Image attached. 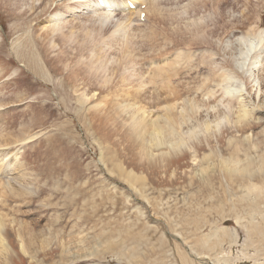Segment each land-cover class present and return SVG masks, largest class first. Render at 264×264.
<instances>
[{
	"label": "rangeland",
	"instance_id": "rangeland-1",
	"mask_svg": "<svg viewBox=\"0 0 264 264\" xmlns=\"http://www.w3.org/2000/svg\"><path fill=\"white\" fill-rule=\"evenodd\" d=\"M5 1L0 4V211L8 214V239L20 242L16 234L21 231L26 252L19 242L9 253L0 247V264H264L258 252L264 249V236L254 229L257 222L264 227L263 212L255 211L264 210V172L250 179L231 178L221 163L223 156L264 152V82L258 97L253 82L236 76L246 82L238 96L254 109L246 130L227 126L236 136L217 132L221 142L217 137L208 142L202 133L194 138L198 159L212 153V161H193V147L178 156L149 160L140 155L129 126L131 105L136 103L145 104L152 118L162 117L167 107L173 108L171 116L179 117L184 99L201 103L199 115L213 104L220 103L216 111L224 110L229 102L236 114L238 98L219 101L218 77L230 50L219 51L221 42L216 41L231 36L234 40L256 21L264 29V0H229L223 5L218 0H157L163 23L156 22L155 10H147V0L144 10L136 5L145 13L142 19L141 11H116L115 21L132 16L127 32L136 31L141 46L136 68L151 81L142 92L159 95L158 104L141 99L144 95L136 97L137 76L129 75L130 68L127 72L121 38L109 49L111 54L100 50L107 70L91 67L100 61L88 48L100 43L108 48L105 42L112 34L94 33L96 39L85 41L86 30H99L94 12L70 0L50 1L59 6L51 13L40 6L45 0H18L9 6ZM66 6L70 12L58 18ZM55 21L66 33L78 28V37L65 41L57 31L59 45L51 47L50 35L45 36ZM196 22L206 34H197ZM188 39L190 45L185 43ZM61 50L73 54L66 66L57 60ZM77 52L82 55L74 57ZM179 52V63H174ZM259 68L264 75V61ZM209 74L206 88L214 96L195 88ZM92 83L97 91H89ZM169 87L181 90L175 105L168 97ZM134 99L139 102L133 104ZM189 119V124L195 122ZM183 156L180 164L173 162ZM207 165L209 172L203 169ZM217 231L224 233L222 240L216 239Z\"/></svg>",
	"mask_w": 264,
	"mask_h": 264
},
{
	"label": "bare ground",
	"instance_id": "bare-ground-1",
	"mask_svg": "<svg viewBox=\"0 0 264 264\" xmlns=\"http://www.w3.org/2000/svg\"><path fill=\"white\" fill-rule=\"evenodd\" d=\"M2 1H4V0H2ZM2 1H0V4L3 3ZM50 1H54V0H45L42 4L40 3V6L42 7L44 13H51L53 11L55 12L56 10L59 9V6H57V4L55 6H54V3L48 4ZM72 1L79 2L80 4L83 5L81 7H83L84 9L85 8L89 9L90 12H94V14L96 15L92 18H94L96 20V22L98 23L99 30L96 31L94 28L86 30L85 36H84V39H86L85 40L86 42L89 41L88 40L89 38H92L93 40L96 39L95 34H100V32H102L106 35L108 33V31L112 30V34L110 35L108 40L105 42L106 46L109 45L108 48L104 49L101 43L99 45L90 46L88 48V50H90L89 53L92 55V57H96L97 60L100 61L99 62L100 64L91 65V67L97 68V70H100V69L107 70L106 66L103 64V61L105 60L103 56L105 54H102L101 51L107 50L106 52H108L109 49H115L116 44L117 43L120 44L119 38H121V40H123L124 42L122 43L123 45L120 44V46H121L120 50L122 52L123 57L127 61L126 68L128 71L127 70L126 71L129 73L130 70L128 68H130L131 73L129 75L131 76V74H132V77L133 76L138 77V78L136 77V79L138 80V83H137L138 87L136 89V92H137L136 97L137 98L142 97L144 95V92H142L144 90L143 89L144 86L147 83H150L151 81H149L147 76H145L144 72H142L139 68H136V64H137V61H135V57L137 54L136 50H138V52H140L139 50L141 49L140 48L141 46H140L139 42L135 39L136 38V34H135L136 31L134 33H132L131 35L129 32H127V30H129L127 27H129L128 26L129 23L133 20L132 16L128 15V16L124 17V19L122 18V19H116V21L114 20L115 19L114 16H115L116 11L121 10L123 13H127V11L135 13V11L140 12L141 10L137 9V6H136V9H131L128 4L123 5V4H125V2L122 3L124 0H70V2H72ZM126 1L129 2L130 0H126ZM228 1L229 0H218L217 3L220 4V2H221V5H223L224 3L227 4ZM131 2L135 5H138V6L140 5V7H142V3L144 4V2H146V0H131ZM147 2H148V7H146V8H148L147 10H149V12H154V10H155V12H156V13L154 12L155 16H156V22L159 23L161 21V23H163V20H164L162 17L163 15H161V17L158 18V16L160 14H162V11H161L162 9H160V5H159L160 3H156L157 0H147ZM5 3H6V5L9 6V4L15 5V4L20 3V2L18 0H6ZM102 3L104 5H102ZM122 5H123V9L120 8V6H122ZM70 10H71V8L69 6L68 7L66 6V9L63 12L61 11L60 16L57 15V17L58 18H62V16L65 17L66 12H70ZM130 12H128V13H130ZM61 13H63V14H61ZM48 21L51 24L53 23L52 19H50ZM204 23H205V21H204ZM55 24H57V25L48 29V33H46L47 36H45V37H49V35H50L49 40L51 41L50 42L51 47H55V46L59 45L57 43L58 39H56V36H55V33L57 31L61 32V38L65 41L66 40L69 41L73 36H75V38H76V36L78 37V35H76L79 32L78 28L74 29L73 31L66 33V32L61 31L64 25L59 24V21H55ZM195 25L197 26V32H198L197 34L198 35L206 34V31L204 28H202L203 27L202 25H201L202 27H200V24H198L197 22L195 23ZM84 28H87L86 24H84ZM200 29H201V31H198ZM213 32H214V30L212 31V33ZM51 33L54 35H52ZM198 35H196L197 38H198ZM235 36H237V37H234L235 38L234 40L232 39L233 36H231L228 39H226L225 41H224L225 38L224 39L219 38L220 41H216V42H218V43L221 42L220 45H218L219 51L222 50L225 53V51H226L225 49L227 47L229 48V49L227 48L228 51L230 50L229 54H227L229 56V58L224 59V65L221 66L223 68V71L221 73H219V77L217 76L219 78L217 85L221 89V94H222V97L219 101L222 103L225 98H230V99H237L238 98V100L240 102H239V109L236 112V114H235V112H233V113L231 112L232 109L230 107V102H229L228 105L223 103L224 104V110L220 109V110L216 111V106H219L220 103L219 104H213V105L208 106L207 111L205 112V115H202V114L199 115L198 112L202 106L201 103L195 99L194 100H192V99H188V100L186 99L185 100L184 99L185 102L182 106L181 111L179 112L180 113L179 117H176V115H174L176 118L171 116L173 108L167 107V113H165L162 117L160 115H158V116L152 118L147 113V109H146L147 106H145V104H141V106H139V105L137 106L136 102H139V101L138 100L135 101V99H134L135 102L133 101V104L136 103L135 104L136 106L131 105V107H133L132 108V114L131 115L129 114V117H130L129 126L131 129V136L130 137L133 139V142L138 147L140 155L147 156V158H149V160L150 159H156L155 158L156 156L157 157L160 156L159 158H163L165 156L167 157L169 154H175L178 156V154L180 152H184V150L186 148L193 147V152L191 151L193 154V156H192V158L194 159L193 161H196V163H199V162L202 163V161L206 160V159H208L209 161H212L214 159L212 153L209 154V156H203L202 158L200 157L198 159V155L196 153L197 152L196 149H198V145L195 142L194 138H199V135H201V133H202L204 135V137L207 138V141L209 139H212L213 137H217V140L219 142H221L222 139H220L218 137L219 135H217V132H219L221 135L226 131L227 133L234 135V137L236 136L235 134H233L234 132L228 131L227 126H231L229 129H231L233 127L237 128V126H241L240 128L242 131L246 130L247 126L249 127L250 123H248V122H249V119L251 117V114L253 113L252 110H254V109H253V107L252 108L249 107L251 104L249 106L246 105V102H244L242 100V97H239L242 95V92L244 91V87H245L246 82H244L243 80L242 81L238 80L239 77L236 79V76H244L246 79L249 80V83L253 82L252 86H254L255 88L257 87L256 91H257V96L259 97V94H260L259 92L261 91L262 86H263L262 83L264 82V75L261 74L262 70L259 68V66L264 61L263 60V58H264V55H263L264 54V29H262L260 24L258 23V21H256L255 23H253V25H251V27L247 31H245L241 34L239 33V35H235ZM182 41H183V39H182ZM178 42H179V40L174 41V44L176 45ZM133 43H134V45H138V46H135L137 49H133L134 48ZM185 43L190 45L192 42H190V39H188L187 41H185ZM231 45H233V46H231ZM82 46L83 45H80V47H82ZM84 47H88V46L85 45ZM84 47H82V48H84ZM193 48H194V46H193ZM104 51H103V53H104ZM79 52H80V50H79ZM79 52H77V54H75L74 57L79 56V54H80ZM108 53H110V51ZM181 53L179 52V54L175 55V59L173 60L174 63H179ZM215 53H218V51L216 50L214 52H211L210 56H215ZM219 53H221V52H219ZM71 55H73V54H70L69 51H62L61 50L60 53L58 54V56L57 55L56 56H57L58 62L61 61L64 63V66H66L67 64L65 63V61L67 62L69 60L70 63L72 62L71 60H72L73 56H71ZM80 55H82V54H80ZM106 55H108V54L106 53ZM222 55H224V54H222ZM186 57H188V55ZM46 61H45V63H46ZM210 62H212V61H210ZM48 64H49V62H48ZM44 66H46V65L44 64ZM156 67L158 68L159 66H156ZM164 70H166V69H164ZM260 71H261V73H260ZM159 72H160V70H159ZM160 73H164V72H160ZM160 73H156V71L154 72L155 76L158 75V77H159ZM127 79H128V75H127L126 80ZM202 79L203 80H201V83H199V82H198L199 84L195 83V84H197V86L195 88H200V89L202 88L203 91L204 90L206 91L205 94L213 95L214 94L213 90L207 89L208 87L206 88V85L210 80V74H209V76L204 75V78L202 77ZM167 80H169V79L167 78ZM108 81H109V79L105 80V83H107ZM144 81H145V84H144ZM198 81H200V80H198ZM174 87H169L168 97H170L171 102L173 101V104L175 105L177 103V101L179 99H181L182 97L180 94L181 90L177 89L178 87L176 88L177 90H175V89H173ZM88 88H89V91H97V90H95L94 83H92L90 85L88 84ZM197 90H199V89H197ZM245 91H247V90H245ZM202 94H204V93H202ZM82 95H83V97L88 98L86 91L82 92ZM132 99H133V97H132ZM141 99H145V101L148 99V102H151V101L157 102L156 104H158L160 102V96L154 95V94H151L149 96H145L144 98H141ZM166 99H168V98H166ZM130 110H131V108L128 109V111H130ZM189 118H193L195 120V122L189 124L188 123V121L190 120ZM185 124L187 126L184 127L183 125H185ZM250 126H252V125H250ZM224 128H226V129H224ZM184 129H186V130H184ZM200 137H202V136H200ZM192 139L194 141V143L192 144L193 146L190 144L191 143L190 141H192ZM231 139L232 138H230V140ZM246 139L249 140L250 137L247 136ZM201 141H202V139H201ZM208 142H210V141H208ZM209 145H210V143H209ZM252 146L253 147H255V146L259 147V144L257 143V145H256L254 143V144H252ZM211 149H213L212 146H211ZM155 150H161V152H158L156 154ZM184 156L181 158L178 157L179 158L178 160L174 159L173 162H177L180 164L179 161L182 158H184ZM161 161H162V159H161ZM169 163H170V161H169ZM208 163H210V162H208ZM221 163H222V167L224 168L226 173H229V175H230L229 177L233 178L234 175H239L241 177V179L242 178L250 179L251 177H253V174H255L256 172H259V173L264 172V152L258 153L257 156H253V157L250 156V154H246L245 157H243V158L240 157V155L238 153L231 155L230 157L223 156L221 158ZM2 165H4V164H2ZM119 166L120 165L117 164L118 168H119ZM4 168H6V167H4ZM208 168H209V165H207V167H204L203 169L206 172H209L210 170H208ZM120 170H121V168H120ZM4 171L6 172V170H4ZM245 174L250 175V176H246ZM126 178L129 181H131L132 183H139V182H136V179H134L133 176L132 177L126 176ZM245 186H246V184H245ZM251 188L253 189L254 187H251ZM263 188H264V186H262V189ZM256 189H258V188H256ZM10 190H11V187H10ZM252 191H254V190H251V192ZM262 192H263V190H262ZM262 192H260V193H262ZM2 193H4V192H2ZM18 195H19V192H18ZM0 197L4 198V194L1 195ZM2 201H3V199H2ZM255 211H257V213L263 212L261 222H264V210H262L260 207H257L255 209ZM7 216H8V214L6 212L2 213V211H0V247L2 248L4 253H9L10 251H12L13 250L12 247H14L19 242V240L15 242L14 239H8L9 236H8V231L6 229V226H7V222L9 219H7ZM254 229L256 230L257 233H259L260 235L263 234V236H264V227L261 226V224L259 225V222H257L255 224ZM217 232H218V235H216L217 238L216 237L215 238L217 240H222V238H223L222 236L224 233L222 234V233H219V231H217ZM224 232H226V231H224ZM215 234H214V236H215ZM16 235L20 238L19 243L21 244L20 245L21 249L24 252H26L25 238L23 237L21 231H17ZM258 252H260L259 255H264V249H262L261 247H259ZM131 258H132V256H131Z\"/></svg>",
	"mask_w": 264,
	"mask_h": 264
}]
</instances>
